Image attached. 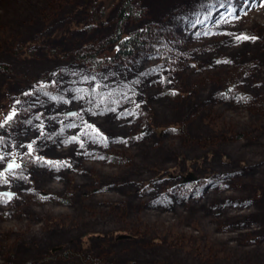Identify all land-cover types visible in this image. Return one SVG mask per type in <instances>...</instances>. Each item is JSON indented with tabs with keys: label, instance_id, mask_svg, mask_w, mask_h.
<instances>
[{
	"label": "rangeland",
	"instance_id": "obj_1",
	"mask_svg": "<svg viewBox=\"0 0 264 264\" xmlns=\"http://www.w3.org/2000/svg\"><path fill=\"white\" fill-rule=\"evenodd\" d=\"M232 2L0 0V264H264V10ZM127 7L154 41L119 60Z\"/></svg>",
	"mask_w": 264,
	"mask_h": 264
},
{
	"label": "trees",
	"instance_id": "obj_2",
	"mask_svg": "<svg viewBox=\"0 0 264 264\" xmlns=\"http://www.w3.org/2000/svg\"><path fill=\"white\" fill-rule=\"evenodd\" d=\"M126 5L127 4H125V6ZM127 8H128L127 11L121 12L119 27L117 28L116 34L108 42V43H111L112 45L113 44L117 45V49H116L117 51L115 53L116 57H113L114 59L118 58V56H122L123 58H129L136 51H138L140 49L142 50L145 48H149L151 43H153V41H154V37H153V39L152 38L150 39L149 36H145V34L147 32L146 28H145V31L141 30L142 32L141 31L138 33L134 32L128 36H124L121 34L122 33V31H121L122 27L121 26H122L123 22L126 19H129L130 17H136V13L132 11V8L131 7H127ZM122 48H124L125 50H122ZM85 51L89 52V53H87V55L89 54L88 59H90L91 61H96L98 58H100L98 53H93L92 50H90V49H86ZM110 60H111V58H110Z\"/></svg>",
	"mask_w": 264,
	"mask_h": 264
},
{
	"label": "bare ground",
	"instance_id": "obj_3",
	"mask_svg": "<svg viewBox=\"0 0 264 264\" xmlns=\"http://www.w3.org/2000/svg\"><path fill=\"white\" fill-rule=\"evenodd\" d=\"M232 6L235 8V11H231L227 15L221 12V9L217 8L212 15V24L217 25L216 22L219 19H222L224 24L222 25H230L232 21L237 19H245L248 13L253 11L264 10V0H232ZM263 7V8H262ZM261 8V9H259ZM230 15V17H229ZM252 24L260 25L264 23V13H260L259 15L253 17L251 19ZM214 22V23H213Z\"/></svg>",
	"mask_w": 264,
	"mask_h": 264
},
{
	"label": "snow or ice",
	"instance_id": "obj_4",
	"mask_svg": "<svg viewBox=\"0 0 264 264\" xmlns=\"http://www.w3.org/2000/svg\"><path fill=\"white\" fill-rule=\"evenodd\" d=\"M249 39L254 40L255 37H249V36H246V35L245 36H238L237 37V40H249ZM14 115H15V112H13L11 116L7 117V119L8 120L12 119V116H14ZM94 131H97V135L99 137L100 134L98 133V130H94ZM104 139H106V138H104ZM101 142H104V140H102ZM15 167H18V165L14 164V163L9 165V168L10 169L11 168H15ZM0 176H2V174H0ZM8 198L10 199L11 197L9 196Z\"/></svg>",
	"mask_w": 264,
	"mask_h": 264
},
{
	"label": "water",
	"instance_id": "obj_5",
	"mask_svg": "<svg viewBox=\"0 0 264 264\" xmlns=\"http://www.w3.org/2000/svg\"><path fill=\"white\" fill-rule=\"evenodd\" d=\"M13 163L16 164L14 160L11 161V162H9L8 165H7V167H6V169H7V170L14 169V168H11V169L9 168V165H10V164H13ZM15 168H16V167H15ZM192 180H196V178H195L193 175L189 174L188 176L185 177V180H184V181H185V182H188V181H192ZM3 194H8L9 196H11V193H9V192H3Z\"/></svg>",
	"mask_w": 264,
	"mask_h": 264
},
{
	"label": "flooded vegetation",
	"instance_id": "obj_6",
	"mask_svg": "<svg viewBox=\"0 0 264 264\" xmlns=\"http://www.w3.org/2000/svg\"><path fill=\"white\" fill-rule=\"evenodd\" d=\"M19 168V164H18V167H16V169H18Z\"/></svg>",
	"mask_w": 264,
	"mask_h": 264
}]
</instances>
